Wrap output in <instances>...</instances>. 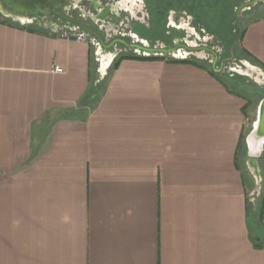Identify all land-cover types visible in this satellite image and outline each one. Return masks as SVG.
I'll return each mask as SVG.
<instances>
[{"label": "crops", "instance_id": "1", "mask_svg": "<svg viewBox=\"0 0 264 264\" xmlns=\"http://www.w3.org/2000/svg\"><path fill=\"white\" fill-rule=\"evenodd\" d=\"M59 34L0 13V264H264L254 99L183 58L114 69ZM241 46L264 73V15Z\"/></svg>", "mask_w": 264, "mask_h": 264}, {"label": "rangeland", "instance_id": "2", "mask_svg": "<svg viewBox=\"0 0 264 264\" xmlns=\"http://www.w3.org/2000/svg\"><path fill=\"white\" fill-rule=\"evenodd\" d=\"M103 1H108V3L112 1L114 3L121 2L122 0ZM152 1L157 4L159 3L157 0ZM240 1L241 0H197L195 8L192 10L193 13L172 8L166 14L163 13L160 15L158 13H152L148 5V9L145 7V5L148 4L147 0H139L133 11L123 8L118 15H110L107 18L106 23L113 31L107 32L104 30L103 32L101 30V37L104 39L102 40L105 42L106 46L101 45L98 41L96 44L100 45L99 47L102 53L105 54L116 53L117 56L121 53V49L126 52V48H122L121 45H113L110 43L113 38L122 37L119 32L131 35L132 28L134 27V30L138 31L141 36L154 41L149 42L150 46H153V44H160L162 47L164 45L170 46L173 38L182 35L185 36L182 43L187 42L191 47L188 49H181L184 52L182 56H189L188 53L190 54L192 52L190 57L196 56L200 62L210 64V61L216 60V56L218 55L216 60L217 66L212 67L217 73L221 74L232 88L245 92L248 97L253 98L255 101V103L250 104L251 106L248 108V115L246 118L247 137L253 129L258 105L264 97V73L258 68H256V72L248 70L246 65L250 59L247 54L242 52L239 37L241 30L244 29L251 20L256 16L259 17L264 15V0L259 1L256 5H252L250 9L243 10L241 9V4L247 0H243L241 4ZM249 1L254 2L255 0ZM82 5H85L87 9L91 7L86 0L80 3V7ZM80 7L75 8L73 12L79 14L85 9ZM90 9L91 12L95 13V7H91ZM122 21H125V24H122ZM141 24L145 25V27L139 26ZM183 24L195 28V31L189 33V30H183V28L181 30L175 29V26L182 27ZM187 32L189 34H187ZM126 39H128V37H126ZM174 42H176V40H174ZM128 52L143 55L142 51L137 52L136 50H130ZM166 56L175 58L169 55ZM208 64L207 67L209 69L211 64ZM247 152L249 158L248 147ZM263 155L264 153L258 157L259 161ZM262 197L263 187L259 196H251V193L249 195V201L252 205H250L251 210L249 213L250 224L253 229L257 231L255 233L253 230L252 233L255 240L260 242H264V239L260 238L258 234L260 233L264 237V223L261 224L260 216L256 213L259 211ZM256 207H258L257 212H255Z\"/></svg>", "mask_w": 264, "mask_h": 264}, {"label": "water", "instance_id": "3", "mask_svg": "<svg viewBox=\"0 0 264 264\" xmlns=\"http://www.w3.org/2000/svg\"><path fill=\"white\" fill-rule=\"evenodd\" d=\"M258 1L262 0H255L254 2L247 0L241 4V9H248L251 4L254 5ZM71 7V0H0V13L23 25L37 24L40 27L51 30L54 27H59L60 17L63 16L67 20L80 25L84 32L93 35L103 44L102 38L97 33L83 26L80 21L74 19L68 13H64L65 9L66 11H70ZM38 18L41 19L39 23L36 21ZM42 20H45V25H43ZM133 47L137 52L142 51L149 55H169L175 58L184 57L179 53L181 49L176 47L149 48L143 43H133L131 48L133 49ZM246 67L250 70L253 66L246 65ZM256 71L257 69L255 68L254 72ZM246 143L250 156L247 160V166L255 180V186L251 192V196H259L263 187V176L258 157L264 153V97L258 105L253 129L246 137ZM252 143L257 150L254 151L252 149Z\"/></svg>", "mask_w": 264, "mask_h": 264}, {"label": "flooded vegetation", "instance_id": "4", "mask_svg": "<svg viewBox=\"0 0 264 264\" xmlns=\"http://www.w3.org/2000/svg\"><path fill=\"white\" fill-rule=\"evenodd\" d=\"M82 1L83 0H71V4H72L71 10L70 11H66V9H65L64 10V13H68L74 19L80 21L83 26H85L88 29H90L91 31L97 33L101 37V33H100L101 30L103 32H104V30L107 31V32H111V30H112L111 28L108 27V25L106 23V20H107V18L110 15H118V13L121 10H123V8H126V9H129V10H132L133 11L134 10V7L137 5V3H138L139 0H122L121 2H114V3L112 1L110 3H108V1H103V0H86L87 2H89V4H90L91 7H95L96 8L95 13L91 12V9H90L91 7H89V9H87L85 5H82L81 7L85 8V9L83 11H81L79 14H75L73 12V10L75 8H79L80 7V3ZM258 2H256L254 5H256ZM251 6H252V4L249 6L248 9H250ZM145 7L148 9L147 4L145 5ZM40 20L41 19L38 18L36 20L37 23H39ZM42 22H43V25H45V20H42ZM123 23L125 24V21H122V24ZM139 26H144L145 27V25H142V24L139 25ZM182 28H183V30H189V33H191L192 31H195V28H191V27H189V25L183 24L182 27H176L175 26V29H177V30H181ZM52 29H57V30H60V31H63V30H78V31L84 32L82 30V28H81L80 25H78L77 23H74V22H71V21L67 20L63 16L60 17V25H59V27H56V28L54 27ZM119 33H120V35L122 37H115V38H113V40L111 41L110 44H113V45L114 44L115 45H121L122 48L123 47L126 48L125 49L126 52L127 51H130V50L131 51L136 50L134 47H133V49L131 48V45L133 43H140V44L143 43V44L147 45L149 48L162 47V45H160V44H157V45L156 44H153V46H150L149 42L150 41L151 42H154V41H152L151 39H148V38H146L144 36H141L138 31H135L134 30V27L132 28L131 35H128L127 33H122V32H119ZM189 33L187 32V34H189ZM87 34L89 35L92 43L98 41V39L96 37H94L93 35H90L89 33H87ZM126 37H128V39L130 41H133V42H130L128 39H126ZM183 38H185V36L178 35L175 38H173V40L170 43L171 44L170 46L169 45H164L163 47H176L178 49H188V48H191L190 45H188L187 42H183L182 43ZM174 40H176V42H174ZM101 45L106 46L104 41H103V44H101ZM121 52H124V50L121 49ZM179 53L182 54V55H184V52L182 50H180ZM144 54H145V52H143V55ZM191 54H192V52L190 54L188 53L189 56H184V57H181V58L187 59V58L190 57ZM144 56H150V55L146 53ZM192 57H194V56H192ZM195 58H198V57L195 56ZM217 58H218V55L216 56V60H217ZM112 59H113L112 54H103L102 55V61L104 63H108V65L110 64V62L112 61ZM216 60H214V61H210L209 60L210 61V64L212 66H217ZM247 65L248 66H251L250 63H247ZM252 68L253 67H251L250 71H252ZM223 69H224V67H223Z\"/></svg>", "mask_w": 264, "mask_h": 264}, {"label": "trees", "instance_id": "5", "mask_svg": "<svg viewBox=\"0 0 264 264\" xmlns=\"http://www.w3.org/2000/svg\"><path fill=\"white\" fill-rule=\"evenodd\" d=\"M159 3L157 4L156 2L154 3L152 0H147L148 2V6L151 9L152 13H158V14H166L169 10H171L172 8H175L176 10H180V11H187L189 13H193L192 10L193 8H195L196 2L197 0H157ZM243 2V0L240 1V4ZM257 18V16L255 17ZM245 30L246 27L244 29L241 30V34L239 37L240 40V44L242 43L243 40V36L245 34ZM242 47V46H241ZM242 52L247 54L248 58L251 60L253 57L248 53V51H246L243 47H242ZM126 58H137V59H152V58H160V59H165V58H171L168 57L166 55H150V56H144V55H138L137 53H133V52H121L119 55H117L116 59L114 60L111 68H116L119 63ZM174 59V58H171ZM253 60V59H252ZM182 61L185 62H190L193 64H197L200 65L202 67H207V64L205 65L204 62H200V60H198V58L195 57H189L187 59H184ZM210 65V64H208ZM209 71L212 74H217V71L212 67H209ZM244 144V143H243ZM249 201V200H248ZM250 203V201H249ZM251 205V203H250ZM252 206V205H251ZM257 208H255V211H257ZM258 214L260 216V220L264 222V198L262 197V201H261V205L258 211Z\"/></svg>", "mask_w": 264, "mask_h": 264}, {"label": "built area", "instance_id": "6", "mask_svg": "<svg viewBox=\"0 0 264 264\" xmlns=\"http://www.w3.org/2000/svg\"><path fill=\"white\" fill-rule=\"evenodd\" d=\"M52 31H54L55 33H60L59 35L62 38H67V39H75L77 41H81V42H86V43H92L89 35L85 32L82 31H78V30H63V31H55L54 29H52ZM57 72H62L63 69L61 67H55L54 69Z\"/></svg>", "mask_w": 264, "mask_h": 264}, {"label": "bare ground", "instance_id": "7", "mask_svg": "<svg viewBox=\"0 0 264 264\" xmlns=\"http://www.w3.org/2000/svg\"><path fill=\"white\" fill-rule=\"evenodd\" d=\"M252 70L254 71L255 70V68H252ZM252 149L255 151V150H257V148L253 145V143H252Z\"/></svg>", "mask_w": 264, "mask_h": 264}]
</instances>
